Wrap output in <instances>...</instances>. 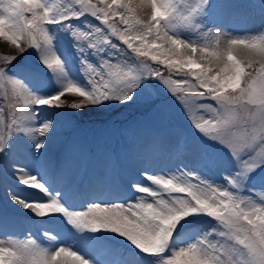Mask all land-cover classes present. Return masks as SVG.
Segmentation results:
<instances>
[{
    "label": "snow or ice",
    "instance_id": "1",
    "mask_svg": "<svg viewBox=\"0 0 264 264\" xmlns=\"http://www.w3.org/2000/svg\"><path fill=\"white\" fill-rule=\"evenodd\" d=\"M209 5L210 0H70L69 5L56 8L46 0H0V39L18 53L0 57V155L8 156L9 142L19 133L41 152L54 129L52 121L34 126L41 107L82 111L110 102L127 104L146 80H156L182 106L195 130L218 145L234 166L223 184L183 169L155 176L145 172L142 175L153 189L133 183L131 187L140 194L135 202L92 204L83 211H69L62 204V194L46 180L14 165L17 181L37 193L29 201L9 192L14 204L41 219L60 214L78 231L116 233L145 255L156 257L157 264H264V191L260 190L264 189V32L233 36L215 29L201 31L197 20ZM86 16L97 26L88 25L90 31L71 27V21ZM50 25L69 31L78 52L86 53V45L99 56L111 48L135 63L126 58L102 59L98 67L84 62L87 88L78 86L63 72ZM178 29L197 33L199 41L179 38ZM29 49L56 77L57 94H34L9 74V66ZM241 50L250 58H242ZM148 61L162 67H151ZM173 71L193 79L178 81L172 78ZM66 94L81 100L61 101ZM200 166L214 168L218 161L202 150ZM254 183L260 188L251 187ZM246 191L250 194L243 195ZM201 215L215 224L191 241L192 230L181 222ZM181 232L191 242L179 246ZM44 235L56 244L54 234ZM0 264L90 262L69 247L50 252L29 237L0 241Z\"/></svg>",
    "mask_w": 264,
    "mask_h": 264
},
{
    "label": "rangeland",
    "instance_id": "2",
    "mask_svg": "<svg viewBox=\"0 0 264 264\" xmlns=\"http://www.w3.org/2000/svg\"><path fill=\"white\" fill-rule=\"evenodd\" d=\"M46 3L60 8L69 5L70 0H51V4L46 0ZM225 18H234L231 29L223 27ZM70 23L72 28L81 31H90L88 25L98 24L89 16ZM197 23L202 25L201 31L215 29L233 36L241 30L249 35L260 34V30H264V0H212ZM48 31L53 38V50L62 60L64 74L78 86L87 88L84 62L98 67L102 59L115 62L116 58H126L129 63H135L126 53L111 48H105L99 56L86 45H83L86 53L78 52L69 31L58 25L48 26ZM177 34L188 42L199 41V35L190 30L178 29ZM5 55L18 53L13 45L0 39V57ZM148 63L151 67H162L151 61ZM9 74L22 80L30 91L39 96L51 97L60 91L56 77L41 64L35 50L29 49L13 61ZM172 78L178 81L193 79L175 71ZM154 93L156 100L151 98ZM70 97V103L81 100L75 94H70ZM37 112L34 126L54 122V129L48 134L41 152L37 153L33 142L19 133L9 142L8 156L0 155V241L5 243L31 237L50 252L58 246L69 247L90 264H157L156 257L145 255L116 233L101 231L108 236L89 241L88 238L95 233L78 231L60 214L41 219L14 204L9 192L29 201L37 196L35 190L25 188L17 181L14 165L25 166L46 180L53 191L62 194V204L69 211H83L92 204L111 206L135 202L140 194L131 187L133 183L153 189L150 181L142 175L145 172L155 176L177 174L183 169L215 184H223V177L234 167L231 158L218 145L195 130L182 106L156 80L144 82L138 94L127 104L110 102L82 111L44 106ZM180 136H184L183 147L176 146L177 143L182 144ZM202 150L216 158L217 167L200 166ZM251 187L260 188L256 183ZM249 194L247 191L243 193ZM181 223L192 230L191 241L210 231L215 224L203 215L190 216ZM45 232L57 237L55 245L45 238ZM183 236L181 232L179 246L191 242ZM117 240L122 243L118 244Z\"/></svg>",
    "mask_w": 264,
    "mask_h": 264
},
{
    "label": "bare ground",
    "instance_id": "3",
    "mask_svg": "<svg viewBox=\"0 0 264 264\" xmlns=\"http://www.w3.org/2000/svg\"><path fill=\"white\" fill-rule=\"evenodd\" d=\"M137 2H138V0H137ZM233 21H235L234 18H229V19L225 18L224 24H222V25L225 29H231V25H232ZM262 32H264V30H260V34ZM253 35H256V34H253ZM234 36H251V35H249L248 32L245 33V32H242V30H241V32L234 34Z\"/></svg>",
    "mask_w": 264,
    "mask_h": 264
},
{
    "label": "clouds",
    "instance_id": "4",
    "mask_svg": "<svg viewBox=\"0 0 264 264\" xmlns=\"http://www.w3.org/2000/svg\"><path fill=\"white\" fill-rule=\"evenodd\" d=\"M239 55L242 57V58H250L249 57V53L246 51V50H241L239 52Z\"/></svg>",
    "mask_w": 264,
    "mask_h": 264
}]
</instances>
